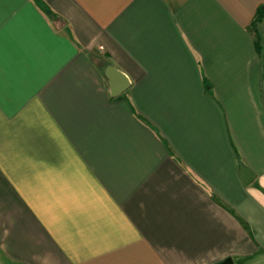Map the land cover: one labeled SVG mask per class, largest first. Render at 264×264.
Listing matches in <instances>:
<instances>
[{
    "label": "crops",
    "instance_id": "obj_1",
    "mask_svg": "<svg viewBox=\"0 0 264 264\" xmlns=\"http://www.w3.org/2000/svg\"><path fill=\"white\" fill-rule=\"evenodd\" d=\"M260 8L0 0V264L264 258Z\"/></svg>",
    "mask_w": 264,
    "mask_h": 264
},
{
    "label": "water",
    "instance_id": "obj_2",
    "mask_svg": "<svg viewBox=\"0 0 264 264\" xmlns=\"http://www.w3.org/2000/svg\"><path fill=\"white\" fill-rule=\"evenodd\" d=\"M104 74L108 80L112 95H117L127 88L128 79L122 72L117 70L114 66L107 65L104 69ZM239 175L241 180L244 183H246L253 177V172L248 166L239 163ZM215 264H235V263L231 257H226L225 259Z\"/></svg>",
    "mask_w": 264,
    "mask_h": 264
},
{
    "label": "rangeland",
    "instance_id": "obj_3",
    "mask_svg": "<svg viewBox=\"0 0 264 264\" xmlns=\"http://www.w3.org/2000/svg\"><path fill=\"white\" fill-rule=\"evenodd\" d=\"M261 36V40L264 41V25H261V31L259 32ZM264 47V44H263ZM102 67H106V63L103 64ZM236 264H264V258L262 256H258L256 258L252 259H245V260H240L236 261Z\"/></svg>",
    "mask_w": 264,
    "mask_h": 264
},
{
    "label": "trees",
    "instance_id": "obj_4",
    "mask_svg": "<svg viewBox=\"0 0 264 264\" xmlns=\"http://www.w3.org/2000/svg\"><path fill=\"white\" fill-rule=\"evenodd\" d=\"M263 11H264V8H262V9L260 8V9L258 10V14L260 13V15H258V18L261 17V14L263 13Z\"/></svg>",
    "mask_w": 264,
    "mask_h": 264
}]
</instances>
